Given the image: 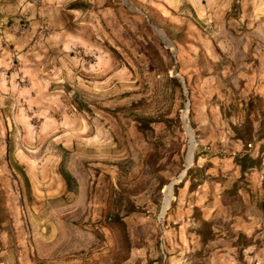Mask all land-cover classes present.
Masks as SVG:
<instances>
[{
	"label": "rangeland",
	"instance_id": "rangeland-1",
	"mask_svg": "<svg viewBox=\"0 0 264 264\" xmlns=\"http://www.w3.org/2000/svg\"><path fill=\"white\" fill-rule=\"evenodd\" d=\"M31 2L0 13V264H264V0Z\"/></svg>",
	"mask_w": 264,
	"mask_h": 264
},
{
	"label": "crops",
	"instance_id": "crops-1",
	"mask_svg": "<svg viewBox=\"0 0 264 264\" xmlns=\"http://www.w3.org/2000/svg\"><path fill=\"white\" fill-rule=\"evenodd\" d=\"M0 10V13L3 14V16L7 19H13L15 16L23 13L27 14L29 19H33L35 17L37 8L35 4L31 2V0H0ZM1 38L7 41L9 44H12L13 48L17 49L18 51L25 44V40L14 36L11 29L4 25L0 19V39ZM9 55V52L0 48V82H2L1 71L7 65L9 61Z\"/></svg>",
	"mask_w": 264,
	"mask_h": 264
},
{
	"label": "trees",
	"instance_id": "trees-1",
	"mask_svg": "<svg viewBox=\"0 0 264 264\" xmlns=\"http://www.w3.org/2000/svg\"><path fill=\"white\" fill-rule=\"evenodd\" d=\"M251 105V102H249L247 104V107H249ZM248 109V108H247ZM249 124H250V121L247 119L244 124L240 125V128L244 131V135H240L237 131V129L234 128V130L236 131V136H237V139H239L241 142H243L245 139H244V136H247V139L246 141H250L253 137V135L251 134V130H249ZM141 129H144V124L141 123L140 124ZM140 128V127H139ZM235 162L237 164V166L240 167L241 169V172L244 173L245 170L248 168L247 167V164L248 163H253V160L248 156V155H243L242 157H237L235 159ZM260 208H261V211L263 213V217H264V201L261 203L260 205ZM104 222L106 224H108L109 226H112L114 227L115 229H117V231L119 233H121L124 237V234H125V224L124 222L122 221V218L119 216L118 213H109V212H106L105 213V216H104ZM203 226L201 231L198 233L199 236L201 237L202 239V243L205 244L208 239L212 236V233L211 231L208 229L209 227V223H203Z\"/></svg>",
	"mask_w": 264,
	"mask_h": 264
},
{
	"label": "bare ground",
	"instance_id": "bare-ground-1",
	"mask_svg": "<svg viewBox=\"0 0 264 264\" xmlns=\"http://www.w3.org/2000/svg\"><path fill=\"white\" fill-rule=\"evenodd\" d=\"M191 159H192V152H191V150H189V153H188V156H187V159H186L187 165L190 164ZM166 204H167V200L165 201L164 209L166 207Z\"/></svg>",
	"mask_w": 264,
	"mask_h": 264
}]
</instances>
